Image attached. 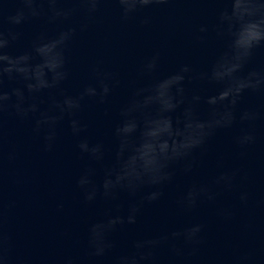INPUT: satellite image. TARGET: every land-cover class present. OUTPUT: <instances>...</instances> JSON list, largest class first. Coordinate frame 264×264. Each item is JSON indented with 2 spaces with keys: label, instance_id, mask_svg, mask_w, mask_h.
I'll return each instance as SVG.
<instances>
[{
  "label": "water",
  "instance_id": "obj_1",
  "mask_svg": "<svg viewBox=\"0 0 264 264\" xmlns=\"http://www.w3.org/2000/svg\"><path fill=\"white\" fill-rule=\"evenodd\" d=\"M59 6L78 7L71 2ZM43 7L47 9L46 4ZM221 7L218 0H169L123 20L118 6L107 0L91 18L81 11L69 22L49 24L46 17L28 22L19 29L22 35L9 52L16 55L30 49L41 33L51 39L68 26L75 27L76 34L65 52L69 79L60 90L42 93L37 103L46 110L52 98L60 99V91L75 95L95 83L93 68L113 73L120 83L108 103L86 101L79 113L87 125L85 135L112 149L111 129L119 107L133 86L146 83L148 78L141 76L140 69L148 58L159 54L154 77L162 78L184 64L191 66L193 73L205 71L224 49L225 41L217 39L214 31ZM144 17L150 18L146 25L141 24ZM81 25L87 27L80 31ZM201 26L208 28L207 33L199 32ZM253 69L264 70V48L256 50L246 71ZM187 88L189 95L216 91L215 86L196 81ZM239 109L261 113L254 126L256 143L243 149L234 144L240 125L219 132L208 145L207 154L198 158L191 175L177 172L164 198L145 206L136 225L115 234L117 251L124 250L133 239L202 223L203 243L194 251L184 248L180 257H173L164 246L158 252L161 264H264V96L245 94ZM106 110L108 116L104 115ZM33 128L32 118L20 120L11 112L5 115L0 146V217L8 237L10 264H64L69 258L76 264H111L110 257L93 261L86 256L89 225L105 212L114 213L115 206L102 200L91 205L83 202L75 180L91 162L77 152V140L68 129L67 119L57 126L51 151L44 150V133L37 134ZM234 169L239 175L232 190L217 189L221 195L214 203L201 204L192 213L177 208L176 199L189 185L210 183L221 172ZM241 193L247 194L245 203L239 199ZM221 212L231 215L225 218Z\"/></svg>",
  "mask_w": 264,
  "mask_h": 264
},
{
  "label": "clouds",
  "instance_id": "obj_2",
  "mask_svg": "<svg viewBox=\"0 0 264 264\" xmlns=\"http://www.w3.org/2000/svg\"><path fill=\"white\" fill-rule=\"evenodd\" d=\"M71 2L78 7H60ZM107 0H2L0 2V146L3 143L5 115L14 114L20 120L34 119L33 131L44 133V150L51 151L57 139V126L67 119L68 129L76 138L75 148L91 163L75 180L83 202L91 205L102 200L115 206L114 213L105 212L88 227L86 256L100 261L110 257L111 264H161L158 252L168 246L173 257H180L184 248L193 251L203 243L205 225L193 223L170 233L145 236L130 241L117 251L114 236L126 226H134L147 205L159 203L165 189L172 185L177 172L189 176L198 158L207 154L215 136L240 125L233 137L243 149L256 143L255 122L262 118L255 109L240 110L245 94L264 96V70H247L257 49L264 48V0H218L214 27L217 39L224 40V49L207 70L193 73L191 66L180 65L171 74L155 78L159 54L148 58L140 69L147 77L142 86H133L126 101L119 107L111 129L114 148L102 141H91L85 133L87 125L79 119L86 101L105 105L119 80L110 72L93 68L95 83L83 87L75 95L60 91V99H51L41 110L38 97L44 92L60 90L69 79L66 49L76 34L68 26L54 38L37 35L31 47L19 54L9 49L20 39L19 29L32 20L46 17L49 24L69 22L78 12L89 18ZM123 20L135 18L145 9L164 5L169 0H112ZM16 5L8 8L7 5ZM47 5V9L43 5ZM149 17L141 20L142 25ZM9 27L6 29L4 25ZM87 25H81L83 31ZM208 28L201 26L200 33ZM194 81L215 86L214 94H191L187 85ZM13 83L16 87H10ZM108 116L106 110L104 113ZM246 126V127H245ZM243 155V153H241ZM11 155L9 159H11ZM96 165L98 167H94ZM239 170L221 172L210 183H192L176 199L177 208L194 212L201 204L214 203L221 191H230ZM217 189L221 191H217ZM241 203L247 194L241 193ZM225 218L230 213H220ZM8 237L0 217V264H10ZM246 259V258H244ZM64 264H76L69 258Z\"/></svg>",
  "mask_w": 264,
  "mask_h": 264
}]
</instances>
